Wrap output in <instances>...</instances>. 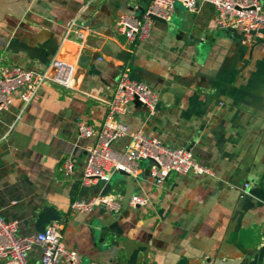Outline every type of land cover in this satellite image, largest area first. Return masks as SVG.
Masks as SVG:
<instances>
[{"label":"crops","instance_id":"0c3cea01","mask_svg":"<svg viewBox=\"0 0 264 264\" xmlns=\"http://www.w3.org/2000/svg\"><path fill=\"white\" fill-rule=\"evenodd\" d=\"M148 2L0 0V61L42 73L57 58L72 66L74 80L72 90L46 84L27 105L15 94L0 110V216L17 222L20 236L58 223L81 264H264V33L243 43L238 28H216L209 3L194 12L175 4L174 28L153 21L147 38L128 46L116 21ZM125 69L157 104L153 115L125 106L117 121L127 135L113 150L124 152L142 131L188 149L207 172L170 174L158 187L141 161L131 198L146 203L123 209L126 177L80 185L95 137L79 138L76 121L100 128ZM65 159L69 176L60 171ZM98 195L112 196L120 212H70L73 201ZM40 255L34 246L26 262L39 264Z\"/></svg>","mask_w":264,"mask_h":264},{"label":"built area","instance_id":"2783aa9c","mask_svg":"<svg viewBox=\"0 0 264 264\" xmlns=\"http://www.w3.org/2000/svg\"><path fill=\"white\" fill-rule=\"evenodd\" d=\"M199 2L214 7L217 29L238 28L243 43H250L264 33V7L260 0H149L140 18L130 13L121 14L115 24L116 30L131 46L147 38L153 22L151 17L169 22L175 4L188 12H194ZM75 35L82 41L84 30L75 32ZM73 81L72 66L57 58L42 73L7 66L0 61V110L10 106L15 94L27 105L46 84L72 90ZM135 101L148 115L155 113L157 96L145 84L132 80L126 69L122 70L111 98L104 102L106 116L100 128L95 131L90 125L76 121L79 138L95 137L94 144L86 149L80 185L89 188L99 182L107 183L118 172L135 178L141 161L150 163V176L158 187L164 184L170 174L206 173L202 166L194 162L188 149L167 148L142 131L130 135V143L124 152L113 150L112 144L127 135L126 126L118 122L117 117L124 114L126 105ZM60 171L64 176L72 174L73 165L69 159L63 161ZM145 203L143 198L133 197L128 205L136 207ZM94 208L117 214L121 206L109 195H98L87 201L76 200L69 206L72 214L88 213ZM17 227V222L7 221L0 216L2 264H28L25 256L34 246H38L41 251L39 264H81L80 256L64 247L58 223L52 222L43 231L30 236L18 235Z\"/></svg>","mask_w":264,"mask_h":264},{"label":"water","instance_id":"95a60500","mask_svg":"<svg viewBox=\"0 0 264 264\" xmlns=\"http://www.w3.org/2000/svg\"><path fill=\"white\" fill-rule=\"evenodd\" d=\"M142 12H143V10H142L141 13L137 16L138 18L141 17ZM151 20H152V21H155V22H159V23H161V24H163V25H166V26H168V27H171V28H174V27H175L174 25L169 24L168 22H166V21H164V20H161V19H159V18H156V17H151ZM134 104H135L136 106H139V107L141 108V105H140L139 102L135 101ZM118 174H120L121 176L126 177L127 180H128L127 191H126V194H125V196H124L123 203H122V205H123V209H126L127 206H128L129 200H130L131 197H132V184H133V180H132V178H130V176H129L128 174H126V173H124V172H118Z\"/></svg>","mask_w":264,"mask_h":264}]
</instances>
